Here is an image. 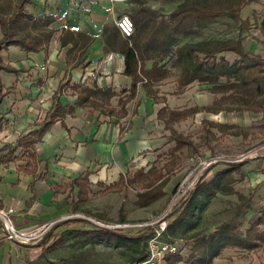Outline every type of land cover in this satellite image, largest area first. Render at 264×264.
Returning a JSON list of instances; mask_svg holds the SVG:
<instances>
[{
    "label": "crops",
    "instance_id": "0c3cea01",
    "mask_svg": "<svg viewBox=\"0 0 264 264\" xmlns=\"http://www.w3.org/2000/svg\"><path fill=\"white\" fill-rule=\"evenodd\" d=\"M184 1L186 0H148L147 5L165 13L166 10L172 12ZM140 2L142 0H31L25 5L34 15H55L56 21L52 26L58 31L46 48L39 52H27L18 46L2 51L4 61L19 71L2 74L8 94L0 105V150L6 145L16 146L22 135L34 130L45 120L52 108L55 92L68 77L73 83L95 82L99 87H110L118 94L131 88L132 77L124 73V55L118 51L122 46L123 36L117 29L116 20L120 15L127 14L123 12H133ZM63 28L81 31L92 37L80 58L82 63L78 66L74 65L77 62L74 53L70 62L67 58L72 43L67 46L60 44ZM1 36L0 27V38ZM257 50L252 49L254 52ZM151 63L148 61L147 65L150 66ZM172 71L175 73L155 84L150 92L139 84L135 98L125 108L127 115L121 119L100 116L97 111L87 114V109L76 107V95L70 91L63 95L60 98L62 105L75 107V115L64 118L68 129L61 122H56L43 136L42 143L37 145L35 151L37 161L31 160L33 167H30V159L25 162V168L29 170L17 167L13 160L0 163V209H14L13 219L18 228L55 221L52 231L55 235L51 233L55 241L59 237L63 238L66 231L82 232L85 236L86 231L101 230L82 220L80 222L74 219L70 223L63 221L75 209V201H80L81 188L74 181L88 175L90 190L88 194L83 192L86 200L80 202L79 209L82 213L101 217V220L102 214L109 212L107 204L111 201L122 206V223L141 221L137 222L135 228L138 232L132 237L143 230L149 231L143 228V224L165 211L174 188L185 177L189 166V163H183L170 172L173 165L164 158L166 153L174 151L176 142L171 140V132L165 129L158 114L164 108L171 111L197 108L199 112L195 115H200L202 109L208 106L199 103L200 97L193 99L190 91L192 84L180 89L179 74L175 68ZM129 94L127 91L114 97L111 106L118 112L119 99H127ZM214 95L220 96L211 93L207 98L214 102ZM228 113L233 112L211 110L208 111L210 116L203 117L215 123L212 131L219 134L217 138L225 139L228 150H236L234 144L242 151L261 146L260 158L244 161L242 175L256 183L264 182V137L252 136L253 131L262 129L264 114ZM219 118L223 121H219ZM123 128L124 133L121 132ZM21 151L22 148H18L15 154ZM162 161L163 164H160ZM153 168L158 170L160 177L157 184L162 176H169L170 180L164 189L166 195L151 205L143 208L135 205L136 193L142 191L143 186L139 190L132 185H122L108 197L104 196L103 192L108 187L120 185L122 175H131L135 170H143L146 175ZM219 170V167L213 168L209 172V178H213ZM144 177L148 180L152 176ZM178 213L172 215L171 218L174 217L171 220ZM171 220H168V225ZM53 239L29 246L12 243L5 239L0 223V264H59L61 259L67 262L63 264H72L69 258L74 256V252L70 250L73 244L65 243L63 238L62 245L48 251L54 244ZM101 242L103 241L84 244Z\"/></svg>",
    "mask_w": 264,
    "mask_h": 264
},
{
    "label": "trees",
    "instance_id": "16d2710c",
    "mask_svg": "<svg viewBox=\"0 0 264 264\" xmlns=\"http://www.w3.org/2000/svg\"><path fill=\"white\" fill-rule=\"evenodd\" d=\"M147 1L142 0L130 13L135 24V31L130 37L122 35L123 43L118 49L124 55V73L132 77L131 88L118 94L110 87L105 89L99 87L95 82L90 84L87 82L73 83L68 77V80L62 83L58 91L55 92L52 108L47 113L45 120L37 125L34 130L22 135L16 146L6 145L3 147L0 150L2 155L0 163L11 162L18 148H22L24 155L37 161L36 147L42 143L43 136L52 125L61 122L62 126L68 129L63 120L67 116L74 117L75 107L62 105L60 98L67 92L70 91L78 97L76 107L97 111L100 116L121 119L127 115L125 108L128 102L135 98L138 85L141 84L147 92H150L155 84L175 73L172 68H175L179 74L180 89L199 82L204 86H212L211 93L222 95V99H231L239 104L236 107H225L221 111H249L264 114V59L260 54L246 50L243 42L244 37L217 40L215 46H210L211 42H185L182 45H177L180 35L197 33L200 23L212 21L221 14H228L233 19H238L246 4L258 3L261 0H186L168 15L160 12L159 9L151 8L147 5ZM30 2L31 0H0V27L2 31L0 38V105L8 94L3 84L2 74L19 71L4 61L2 51L11 46H18L27 52H39L46 48L54 33L58 31L52 26L56 21V16L52 14L34 15L25 7ZM259 28L264 32V19ZM62 32L60 36L61 46L72 43V47L67 53L69 62L74 53V56L77 57V62L74 65H80L82 63L80 58L85 53L92 37L84 32L71 31L66 28H63ZM224 52L235 53L238 57L234 61H230L223 55L218 58V55ZM167 59L173 60L171 67H167ZM148 61L152 62L150 66L147 65ZM127 91L130 94L127 99L122 97L119 99V111L117 112L116 108L111 106V101L114 97ZM198 112L199 109L197 108L183 111H171L164 108L159 112L158 119L165 124V129L171 132V140L176 142L174 151L193 146L192 141L179 133L174 126ZM1 130L2 125L0 126ZM121 132L124 133L125 129H121ZM243 166L244 162L228 165L217 171L211 180L201 181L194 194L177 211L179 212L178 216L168 225L166 234L173 241L178 242L172 234L181 229L184 232L194 230L197 226L198 216L202 214L211 199L218 195H235L242 203L250 201L251 197L246 198L235 189L238 181L237 174L241 173ZM154 173L155 168L146 175H144L143 170L137 171L139 176H147L148 178ZM159 178L149 180L145 183L143 190L136 193V206L147 207L166 195L164 189L170 178L169 176L164 178L162 176V180L157 184ZM124 179L125 177L122 175L120 182H123ZM82 182H89L88 175L75 180L74 184L81 187ZM125 184L132 185L130 181H126ZM79 200L82 202L86 200L82 189L79 191ZM263 222L264 218L259 219L246 233L231 223H224L211 235L199 236L194 240L192 255L186 264H211L226 248L233 247L243 250L258 248L261 243H264V232L258 229V226ZM84 234L89 243L97 241L111 243L114 241L115 245L119 247L126 245V243L135 245V243L142 242L146 245V250L149 239L146 230L139 232L136 237H130V235L120 231L105 229L86 231ZM47 239H53V235L49 233ZM53 240L54 244L48 248V251L54 250L64 243L62 237H59L57 241ZM179 245L181 247L180 243ZM145 258L146 251L141 249L133 260L140 261ZM183 260L180 255L167 258L168 264H180Z\"/></svg>",
    "mask_w": 264,
    "mask_h": 264
},
{
    "label": "rangeland",
    "instance_id": "374dc122",
    "mask_svg": "<svg viewBox=\"0 0 264 264\" xmlns=\"http://www.w3.org/2000/svg\"><path fill=\"white\" fill-rule=\"evenodd\" d=\"M169 12V10H166L163 14L168 15ZM123 13H127L130 15V12ZM263 19L264 0H261L258 3L251 2L243 7L242 11L240 12V18L233 19L228 14H221L212 21L202 22L197 28V33L191 35H180L177 45H182L185 42H211L210 46H215V41L217 40H226L242 36L244 37L243 42L246 50L253 52L254 54H260L264 59V32L261 31L259 28V25ZM255 48H257L258 50L255 52L252 51V49ZM222 55L230 61H234L238 57L235 53L224 52L222 54H219L218 58H220V56ZM172 62V59H167V66H171ZM190 87V91H192L193 93V99L200 97L201 100L199 101V103L203 105L207 104L208 106L207 108L202 109L203 112L200 115L189 117L183 122H179L174 126V128L179 133L183 134L193 143L192 147L183 148L181 150L173 152L169 151V153L165 154L166 157L164 158V160L168 161V163L173 165L171 167L170 172L178 169L183 163H189L185 177L181 181H177L178 184L181 183L187 177L190 170L196 165L195 162L192 160V158H194L195 156H199L201 159L213 157H221L222 159H235L237 157L249 153L250 151L256 150L259 153L258 158H260L261 152L259 147L261 146L249 147L242 151L238 148L239 146L234 144L237 149L234 151L228 150L225 147V139L223 137L217 138L219 134L212 131V129L215 127V123L210 122L211 120H207L208 118H204L206 116H210L208 114V111L221 110L225 107H236L239 104L231 99H222V95H214L216 97V100L212 102L207 98L211 94L210 90L212 89V86H204L201 85L199 82H195ZM217 98L219 100H217ZM94 112L95 111L91 109L86 110L87 114ZM243 113L252 112L243 111L240 113L233 112L228 114L239 115ZM222 119L224 118L222 117ZM222 119L219 118V121H223ZM261 128L262 129L253 131L252 136L258 135V137H260L261 135V137L263 138L264 125ZM231 132L235 133V131ZM262 143H264V141ZM27 160L30 163V167H33L34 163L31 161L33 159L30 156L24 155L22 151L13 156V162L16 163V166L20 167L21 169H28L25 168V162ZM161 163L163 164V161L160 162V164ZM226 166L228 165L220 163V165L217 164L215 165V167H212V170L216 167L223 169ZM158 175V170H156L154 175L147 180L145 177L139 176L137 174V170H135L131 172V175H126L124 181L120 182V185L108 187L103 192V194H105V197H108L109 195L114 193L115 190L122 187V185H126V181H129L130 179L132 186L135 189L138 188L139 190H141L142 186L144 187L146 182L155 179V177H159ZM210 175L211 173H207L203 181L211 180L212 177L209 178ZM237 179L238 181L235 185L236 191L243 194L246 198L251 197L250 201L242 203L238 200L237 196L235 195H218L217 197L211 199L210 203L202 212V214L198 216L197 226L194 230L190 232H184L183 229H181L180 231H177L176 233L172 234V236L175 237L178 241L177 243L181 244V257L184 260L180 264L187 263L188 259L192 255V249L195 244L194 240L197 239L199 236L201 237L211 235L216 231V229H218V227H220L224 223H231L235 225L237 229H239L243 233H246V231L249 230L254 223L258 222L259 219L264 218V182L262 181L260 183H256L255 181H250L246 178V176L242 175V171L240 174H237ZM178 184L176 185V187L178 186ZM88 185L89 182H82L80 187L82 191L87 194L89 193L88 190H90V187ZM176 187L174 188V190L176 189ZM80 202L81 201H75V209L69 215H66L63 218V221L66 222L74 219L82 220V218L72 217L74 215H78V213L87 215L85 213H82V211L79 209ZM107 205L109 212L102 214L103 216L100 221L109 224H129L131 226L130 228H122L121 230L118 229L113 231H120L121 233L130 236L138 232L137 228L135 227L137 226V222L141 221L122 223V220H120L123 215L122 206H120V204L116 205L111 201H109ZM129 207L130 206H128V208ZM131 208L134 209V207ZM90 217L97 220L101 218H98V216L96 218L94 217V215H90ZM176 217L174 219H176ZM157 218L159 217H155L154 219H151L147 222H150L152 220L154 221ZM169 218L168 220L172 219L171 217ZM174 219L171 220L170 223L173 222ZM85 222L87 223V221ZM147 222L143 224V228L146 227ZM53 229L51 230L50 234L53 233ZM258 229H260L261 232H264V222L258 226ZM75 233L77 234L74 236ZM47 236L43 239V241H46ZM63 238L65 240V243L71 242L73 244V246L70 247V250L74 252V256L69 258V261L72 264H133L137 262L134 261L133 258L140 253L141 249L146 251V245L142 244V242L135 243V245H132L131 243H126V245L119 247L115 245L114 241H111V243H107L106 241H104L101 243H91L90 245H85L84 243L88 242V240H86V236H83L82 232L79 233L74 231H66L63 235ZM64 262L66 261L64 259H61L59 264H63ZM211 264H264V243H261L260 246L254 250H243L240 248L233 247L226 248L222 251L219 257L213 260Z\"/></svg>",
    "mask_w": 264,
    "mask_h": 264
},
{
    "label": "built area",
    "instance_id": "2783aa9c",
    "mask_svg": "<svg viewBox=\"0 0 264 264\" xmlns=\"http://www.w3.org/2000/svg\"><path fill=\"white\" fill-rule=\"evenodd\" d=\"M116 25L124 37H130L135 31L133 19L128 14H122L116 20ZM258 151H250L235 159H226L221 157L204 158L195 156L192 160L195 166L190 170L187 177L178 184L174 190L167 209L157 218L146 223L149 239L147 241L146 258L133 264H168L169 256H182L179 243L173 241L167 232V220L178 210L182 208L184 203L194 194L198 184L204 180L205 175L212 170L215 165L223 163L225 165L238 164L248 159L258 158ZM15 211L13 208L0 209V223L4 237L7 241L17 243L24 246L36 245L51 232L56 225L55 221H49L41 225L31 226L29 228H18L14 222ZM73 218H82L98 229L118 230L122 228H130L129 224H109L90 216L80 214L72 216Z\"/></svg>",
    "mask_w": 264,
    "mask_h": 264
}]
</instances>
